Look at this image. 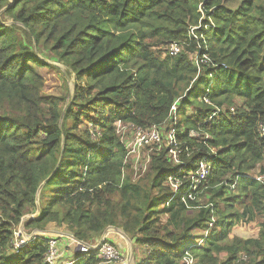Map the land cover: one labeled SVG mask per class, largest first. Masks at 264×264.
I'll return each mask as SVG.
<instances>
[{
    "label": "trees",
    "instance_id": "trees-1",
    "mask_svg": "<svg viewBox=\"0 0 264 264\" xmlns=\"http://www.w3.org/2000/svg\"><path fill=\"white\" fill-rule=\"evenodd\" d=\"M234 2L0 0V264H44L47 237L13 249L26 208L35 211L26 226L65 222L85 242L127 215L121 230L148 248L140 264H184L187 255L193 264H264L260 242L231 235L234 216L264 213V181L252 176L264 174V0ZM179 41L184 48L169 54ZM38 52L74 74L66 109L41 92L30 63L51 64ZM167 120L172 145L152 158L140 191L122 177L115 124ZM84 121L90 127L74 135ZM201 163L205 180L192 185ZM196 191L209 205L191 199ZM99 261L91 252L74 264Z\"/></svg>",
    "mask_w": 264,
    "mask_h": 264
},
{
    "label": "rangeland",
    "instance_id": "rangeland-1",
    "mask_svg": "<svg viewBox=\"0 0 264 264\" xmlns=\"http://www.w3.org/2000/svg\"><path fill=\"white\" fill-rule=\"evenodd\" d=\"M238 3V0H235L234 5ZM177 44L179 51L184 48L185 44L183 41L174 42ZM42 44L38 45V51H41L44 54H47L46 51L42 49ZM169 52V51H168ZM37 56L40 59H44L47 63H50L49 66H36L32 63L30 65L35 69V71L41 76L42 78V85H41V92L47 97H50L52 101H58L61 103V106L63 104V109H66L68 104L70 103L71 95L73 93V85H74V74L73 72L64 66L63 64L59 62H55L51 58H46L45 56L41 55L39 52L37 53ZM193 81L189 82L187 88H190L192 86ZM204 82H201L199 85H196L193 88V93H196L198 91H202L204 89ZM64 99V100H63ZM176 107V106H175ZM229 110L233 111L235 108V105H228L227 106ZM117 134L120 138V141L125 144L126 147V156L123 161V167H122V177L129 176V181L132 185L139 188L140 191H142L143 187H146L148 189L149 184V174H151L149 168L151 166V160L154 156H157L160 154V152L165 148L169 149L171 143V139H173L172 133L173 130H170V121H165L161 124H153L148 125L145 128L134 126L130 123H123V122H117L116 124ZM78 129H73L72 133L74 135H79L80 131L84 127H90V124H87L86 121L83 123H80ZM155 128L158 133V140H152L149 137V132L151 129ZM176 144H174L175 146ZM35 150V148H34ZM214 150V149H211ZM169 154L172 157L174 163L177 162L178 156L180 155V152H178V149L175 147H172L169 150ZM34 152V151H33ZM39 153V150L33 154ZM205 165V164H204ZM200 167V165H199ZM264 167V166H263ZM199 169V168H198ZM208 167L205 166L204 170V177L199 178V181H204L205 176L207 175ZM253 177H258L261 181H264V174L259 175L256 172L252 173ZM123 179V178H122ZM194 177L190 178L191 184H198L199 181H195ZM171 182H174L171 180ZM179 183L176 181L174 184H170L171 188L176 189V186ZM219 187V186H217ZM209 193H202L201 191H196L191 199L198 202L200 205H209ZM112 200L117 201L118 196L116 194L111 196ZM138 199L141 200V196H138ZM120 203H123V200L121 199L119 195ZM219 206L223 207V204L221 200H218ZM90 203V201L86 202ZM114 206V205H112ZM111 206V210H112ZM131 209V206H130ZM56 211H58L60 214H62L66 208H61L60 206H57ZM135 213V208L132 210V213H129L130 215H133ZM253 216L251 218H247L245 215H238L234 216V224L232 225V232L231 235H236L238 237H242L244 239H256L258 242H260V245L264 248V237L262 234H264V228L262 227L264 222V213L260 214L256 211L253 212ZM35 211L31 210V208H26L23 216L21 217V220L19 223L15 224L13 226L14 232V242H13V249H19L24 248L23 245H25L26 241H28L29 235L32 233H39L38 236H44L49 237L50 235H59V240L62 242V248H60L62 255H67L69 258H72L73 255L71 250L74 248L76 244V238L71 234V230L69 226L65 222H48L46 223L42 228H33L30 227L31 225L28 224L26 226V223L29 219L35 217ZM131 217L127 215H123L118 213L117 214V225L116 229L114 227H105L107 232L108 239H112L111 242H115L119 244L121 247H123L125 250L128 248L133 251V264H140L142 260L146 257L147 254V247L143 246L142 244L135 242V240L129 238L127 234H125L121 229V225H124L128 221H130ZM238 220V221H236ZM32 228V229H29ZM105 229L101 230L100 233L94 234L91 233L88 239L94 240L95 242L101 239L103 232ZM201 234H205V231L202 230H195L193 231L192 237H198ZM78 240V239H77ZM198 244H201L202 239L197 240ZM130 245V246H129ZM131 247V248H130ZM13 253H16V251H13L12 249H9L6 254L8 256H13ZM15 255V254H14ZM72 255V256H71ZM79 255V253H74V256ZM246 255L245 253H240V256ZM224 254H220V257H223ZM224 258V257H223ZM249 261V260H248ZM195 262V259H191V263L193 264ZM182 263H189V261L185 262L184 259L182 260Z\"/></svg>",
    "mask_w": 264,
    "mask_h": 264
},
{
    "label": "built area",
    "instance_id": "built-area-1",
    "mask_svg": "<svg viewBox=\"0 0 264 264\" xmlns=\"http://www.w3.org/2000/svg\"><path fill=\"white\" fill-rule=\"evenodd\" d=\"M169 54H176L179 52V48L176 43H171L168 47ZM175 105L171 107V109L175 110ZM232 111V110H231ZM215 114V113H214ZM260 135L264 137V124L260 125L259 128ZM149 137L152 140H158V133L155 128L151 129L149 132ZM173 140V139H172ZM175 144V142H173ZM205 163H201L199 169L191 175V177H194L195 181H199V178L204 177V170H205ZM204 174V175H203ZM39 233H32L29 235V240L26 242H29L30 240H34ZM106 229L103 232V235L101 239L94 242H85L82 240L76 239V244L74 248L71 250L70 253H72L73 257L70 259L67 255L61 254L62 248V242L59 240V235H53L47 237V251L44 256V264H74L77 259L84 254H88L91 252H96L98 256L100 257V261L97 264H133V251L129 248L125 250L123 247H121L117 243L111 242V239H108L107 237ZM130 246V245H129ZM21 247V246H20ZM18 247L17 249H19ZM131 248V247H130ZM78 249V251H77ZM16 251V250H15ZM74 253H79V255L74 256ZM192 257L187 255L184 257V261L191 263Z\"/></svg>",
    "mask_w": 264,
    "mask_h": 264
},
{
    "label": "crops",
    "instance_id": "crops-1",
    "mask_svg": "<svg viewBox=\"0 0 264 264\" xmlns=\"http://www.w3.org/2000/svg\"><path fill=\"white\" fill-rule=\"evenodd\" d=\"M112 240V239H111ZM72 256V255H71ZM67 259H70L69 257Z\"/></svg>",
    "mask_w": 264,
    "mask_h": 264
},
{
    "label": "water",
    "instance_id": "water-1",
    "mask_svg": "<svg viewBox=\"0 0 264 264\" xmlns=\"http://www.w3.org/2000/svg\"><path fill=\"white\" fill-rule=\"evenodd\" d=\"M116 229V228H115ZM77 251H78V249H77Z\"/></svg>",
    "mask_w": 264,
    "mask_h": 264
}]
</instances>
